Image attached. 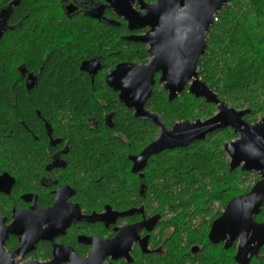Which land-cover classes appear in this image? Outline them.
Listing matches in <instances>:
<instances>
[{"label": "trees", "instance_id": "obj_1", "mask_svg": "<svg viewBox=\"0 0 264 264\" xmlns=\"http://www.w3.org/2000/svg\"><path fill=\"white\" fill-rule=\"evenodd\" d=\"M12 1L0 0V23L15 26L0 36V152L43 150L44 121L49 122L55 135L69 141V164L77 169L81 200L97 209L106 203L119 209L143 204L148 214L169 216L166 226L180 221L174 230L161 231L163 247L169 249L164 260L149 255L137 257L134 264H210L208 250L222 247L207 238L212 222L232 199L251 190V185L243 187L247 179L254 176L256 183L259 178L257 172L230 169L224 147L237 138L234 130L221 129L205 140L164 150L149 158L143 176L132 173L129 155L153 141L159 128L136 118L104 75L123 61L148 62L145 47L121 38L128 32L124 24L62 19L54 0H18L11 12ZM48 26L62 38L41 36L39 31ZM207 43L198 69L201 79L228 105L249 109L247 121H258L264 115V0H231L217 14ZM94 55L102 70L92 80L80 66ZM23 67L39 74L29 91L19 75ZM146 108L161 115L167 126L204 120L216 112V105L187 89L169 100L158 77ZM254 219L264 222V206ZM194 245L202 249L194 257L185 254ZM235 247L222 251L232 255ZM263 250L249 264H264ZM228 261L222 264H237Z\"/></svg>", "mask_w": 264, "mask_h": 264}, {"label": "water", "instance_id": "obj_2", "mask_svg": "<svg viewBox=\"0 0 264 264\" xmlns=\"http://www.w3.org/2000/svg\"><path fill=\"white\" fill-rule=\"evenodd\" d=\"M107 1L119 16L128 21L130 30L145 26L152 28L145 35L125 37L128 41L147 44L150 60L147 63H119L105 78L106 84L118 93V98L125 107L134 111L136 118L150 121L159 128L153 141L139 154L129 156L132 172L143 176L151 156L164 150L186 147L195 141L205 140L211 133L232 128L238 137L224 147L230 159V169L241 168L242 171L257 172L259 180L248 193L227 204L223 213L211 224L208 239L212 244L224 242L225 247L238 240L240 264H249L264 246V222L259 223L254 219L264 206V115L256 122L247 121L245 116L250 110L230 107L201 79L198 70L201 57L207 51V35L217 14L231 0H157L155 4L142 6L147 9L145 13L136 12L132 7V0ZM105 23L114 22L105 20ZM99 69V63L97 65L95 62H83L80 68L81 71L88 72L92 80ZM157 75L160 76L159 80L167 91L169 100L176 99L187 88L193 96L216 105L217 112L204 120L175 121L167 126L161 115L146 108ZM30 78L28 88H32L36 80L33 76ZM47 128L50 132L49 124ZM75 207L73 221H102L106 225L114 223L118 217L144 212L143 207L118 212L107 206L104 213L82 216L79 207ZM60 214L57 205L49 211L32 207L25 213L26 217L21 213V217L17 215L10 227L0 228V264L19 263V260L12 259L26 253L23 247L27 251L32 250L39 240H52L61 233L67 224L59 220ZM27 217H31V222ZM157 220V217L144 219L137 225L120 229L118 236L112 240L84 238L82 241L85 243L94 244L92 255L85 259L71 257L69 260L74 264H103L106 257L112 256L114 259L126 257L131 262L130 250L132 244L139 240L140 229L151 227ZM47 222L50 228L43 229ZM10 233L20 236L21 247L13 253H5L4 242ZM255 242L256 245L252 246ZM242 250L246 252L243 253ZM61 254L62 250L56 248L55 260L44 264L61 262ZM25 264L43 263L31 260Z\"/></svg>", "mask_w": 264, "mask_h": 264}, {"label": "flooded vegetation", "instance_id": "obj_3", "mask_svg": "<svg viewBox=\"0 0 264 264\" xmlns=\"http://www.w3.org/2000/svg\"><path fill=\"white\" fill-rule=\"evenodd\" d=\"M156 2L157 0H132V7L138 13H145L147 9L142 6H148L150 4H155ZM17 4L18 0L9 3L11 12L13 6ZM53 4L54 9L58 10L62 19L70 20L73 17L82 18L85 20H91L95 25L98 26H121L122 24H124L128 32L127 34L122 35L121 38L125 41H128L125 39V37L127 36H142L152 31V28L150 26L130 30L128 21L125 20L124 17L119 16L107 0H54ZM105 20H111L114 23L107 24L105 23ZM48 27L52 32H48L47 34H50V36H57L58 38H62V33L57 32L54 26ZM7 28L14 29L15 26L0 23V36ZM39 32V34H41L42 36L46 35L45 32ZM135 43L143 45L148 52L149 46L147 44H144L142 42ZM78 52H80V50H78ZM83 62H95L97 65L99 63L100 69L97 71V73L102 70L101 60L99 57H97V55H94L88 59H83L81 61V65ZM113 68H111L104 75V80L107 74L110 73ZM22 69L20 71V75L24 78V84L26 86V89L29 91L35 85H37L39 74L33 71H28L24 67ZM82 72L87 73L91 78L88 72ZM31 76L35 77L36 80L34 86L32 88H28L27 84L31 79ZM157 77L159 80L160 76L157 75ZM106 120L107 124H110L111 114L107 116ZM47 124H49L50 126V132H48ZM44 129L47 139H44L40 144V148H42L43 150L31 153L27 152L25 154L13 151L0 152V228L5 229L7 227H10L15 221L17 215L20 216L21 213H24L25 216V213L27 211H30L32 207L49 211L55 205L59 206V212H61L59 220L62 223H66L67 227H65L61 231V233L54 236L52 240H39L32 250L27 251L26 248L23 247L26 253L23 256L17 255L16 257H14L12 259L13 261L19 260V263L14 264H25L31 260L38 261L43 264L51 262L55 260L54 253L56 248L62 250V254L60 256L62 261L58 262L57 264H74L69 260L71 257L72 259H74L73 257L85 259L90 257L94 251V244L85 243L84 241H82L84 240V238H98L100 240L106 241L112 240L118 236L120 229H125L127 227L137 225L144 219L150 220L154 217H157L158 220L151 227L141 228L139 231V240H136L132 244L130 250V256L132 258L131 262H129L126 257H119L117 259H114L112 256H108L105 258L103 264H134L135 261H137V257H139L141 260H144V258L149 255H151L153 258L164 260L167 256V253L169 252V249L163 247L164 240L160 241L161 231L163 232V230L166 231L167 229L174 230L175 225H173V223L171 222L168 226H166L165 219L169 216L164 218L158 214H148L143 204L139 207H133H143V213H138L132 216L118 217L116 221L114 223H111L110 225H106L102 221H73L74 213H76V205L79 207L82 216H91L94 213H104L107 206H110L113 210L118 212H124L131 208L119 209L106 203L103 205V207L97 209L87 201L81 200L78 172L76 168L72 167L69 164V141L65 140L62 136L55 135L53 126L47 121H44ZM28 221L31 222V217L28 218ZM42 228L48 229L50 228V224L47 222L43 225ZM218 244H222V247L210 248L208 252L219 250L222 251V249L228 250L235 245L236 247L233 252L232 258L235 263L240 264L241 257L239 256L240 253L238 240L234 241L233 244L229 247H225L224 242H220ZM251 245H256V242L252 243ZM20 247V236L14 233L8 234L4 242V252L13 253ZM201 249L202 246L194 245L185 254L191 253V256L194 257ZM242 252L244 253L246 251L242 250ZM209 254L210 253H206L205 257L209 260L208 263L222 264L223 260L211 262V260L209 259ZM139 264H143V261L139 260ZM187 264H190V262H188Z\"/></svg>", "mask_w": 264, "mask_h": 264}, {"label": "rangeland", "instance_id": "obj_4", "mask_svg": "<svg viewBox=\"0 0 264 264\" xmlns=\"http://www.w3.org/2000/svg\"><path fill=\"white\" fill-rule=\"evenodd\" d=\"M42 32H45L46 34L48 33V32H52L51 31V29H45V30H43ZM41 35V34H40ZM42 36V35H41ZM19 75H20V73H19ZM15 76L17 77L18 75L15 73ZM230 107H234V106H232V105H229ZM235 108V107H234ZM237 109V108H236ZM216 112H217V106H216ZM215 112V113H216ZM237 135V134H236ZM238 136V135H237ZM234 140V139H233ZM230 160V159H229ZM259 175V174H258ZM258 180H259V178H258ZM255 181H256V179H255V177L254 176H251L249 179H247L246 181H245V183H244V185H243V187H246V186H254L255 185ZM177 222H180L179 220H176V222H175V228L177 227V225L179 224V223H177ZM177 224V225H176ZM210 229V228H209ZM209 232V231H208ZM171 233V231H168L167 233H165V236H168L169 234ZM160 241H161V239H160ZM262 252H264V250L262 251ZM262 252H261V256L263 255L262 254ZM208 253H210L209 254V259L211 260V262H216V261H220V260H224V259H228L229 261H233V254L232 255H230V254H226L225 255V253H224V251H210V252H207V254ZM211 256V257H210ZM260 256V257H261ZM228 261V262H229ZM230 264H232V263H230ZM234 264V263H233Z\"/></svg>", "mask_w": 264, "mask_h": 264}]
</instances>
